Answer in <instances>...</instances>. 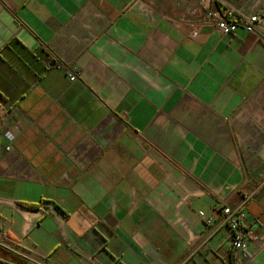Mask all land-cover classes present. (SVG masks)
<instances>
[{"label":"crops","instance_id":"crops-1","mask_svg":"<svg viewBox=\"0 0 264 264\" xmlns=\"http://www.w3.org/2000/svg\"><path fill=\"white\" fill-rule=\"evenodd\" d=\"M259 2L0 0V264H238L223 205L264 264Z\"/></svg>","mask_w":264,"mask_h":264},{"label":"built area","instance_id":"built-area-1","mask_svg":"<svg viewBox=\"0 0 264 264\" xmlns=\"http://www.w3.org/2000/svg\"><path fill=\"white\" fill-rule=\"evenodd\" d=\"M211 0H200L203 7L209 9ZM215 19L214 28L221 35L233 33L238 27L245 28L248 32H255L262 29L264 18L262 10L247 11L241 7H235L227 4L223 10L208 12ZM49 68L61 70L70 81H77L78 68L75 64H64L60 60H52L48 64ZM4 136L7 140L5 150L12 148L15 136L10 131H5ZM240 205L229 206L223 205L219 210L221 223L226 224L231 235V249L236 255L235 260L238 264H249L254 255L248 253V245L250 232L242 213H240ZM210 220L208 219L207 222ZM0 245L14 250L16 243L8 236L0 234ZM237 254H244L245 258L238 257Z\"/></svg>","mask_w":264,"mask_h":264},{"label":"rangeland","instance_id":"rangeland-1","mask_svg":"<svg viewBox=\"0 0 264 264\" xmlns=\"http://www.w3.org/2000/svg\"><path fill=\"white\" fill-rule=\"evenodd\" d=\"M263 1H261L260 0V2H259V4H258V7H257V9L259 8V9H261L262 10V13H263V18H264V5H263V3H262ZM263 23H264V21H263ZM263 30H264V24L262 25V29L260 30L261 32H263Z\"/></svg>","mask_w":264,"mask_h":264},{"label":"trees","instance_id":"trees-1","mask_svg":"<svg viewBox=\"0 0 264 264\" xmlns=\"http://www.w3.org/2000/svg\"><path fill=\"white\" fill-rule=\"evenodd\" d=\"M221 10V9H220ZM24 205H27L28 207H32V208H36L37 205L35 204H29V203H25V202H22Z\"/></svg>","mask_w":264,"mask_h":264}]
</instances>
